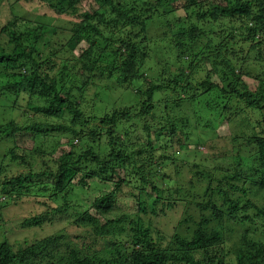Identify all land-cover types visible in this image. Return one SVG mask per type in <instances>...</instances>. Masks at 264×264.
<instances>
[{"label": "trees", "instance_id": "trees-1", "mask_svg": "<svg viewBox=\"0 0 264 264\" xmlns=\"http://www.w3.org/2000/svg\"><path fill=\"white\" fill-rule=\"evenodd\" d=\"M233 1L224 7L216 0H54L50 6L58 14H73L74 9L79 18L70 31L61 29L57 43L53 37L44 43L43 51L25 44L29 39L37 43L43 28L31 29L35 27L15 16L12 6L0 7L1 13L10 14L0 24V37L13 45L8 52L0 43V76H9L5 82L0 78V95L7 91L19 97L25 91V100L29 96L45 100L32 107L34 123L0 125V140L11 144L0 161V217L24 215V208L16 206L24 197L60 198L61 212L71 207L67 198L73 190L84 192L94 185L100 191L84 210L76 208L73 223L78 227L84 223L88 230L35 239L17 248L0 240V264H264V67L256 76L255 89L246 78L261 71L253 67L239 71L232 59L227 63L217 59L222 54L230 57L226 38L236 41L241 36L252 40L250 52L255 49L264 58V41L255 38L264 37V10L252 13L250 8L255 1L264 8V0ZM218 17L230 18L226 26H218L227 27L225 34L206 26L210 18ZM159 21V39L150 38L151 25ZM153 40L169 45L166 53L171 54L172 61L160 73L149 59ZM152 45V52L163 57L162 45ZM105 70L109 77L119 78L124 99L100 113V101L89 103L86 92ZM245 109L257 110L262 118L251 134L237 124ZM40 112L45 117H37ZM66 113L69 119L64 118ZM48 116L66 123L42 121ZM230 122L237 128L216 137L224 127H232ZM198 126L214 133L213 138L198 132ZM195 130L196 141L190 142ZM56 131L63 137L55 148L67 145L58 155L40 145L23 149L18 143L20 134L31 133L34 140L42 137L45 146L49 140L44 136ZM177 143L190 151L209 149L216 166L206 171L192 164L185 184L173 186L172 175L164 170L165 160L173 157L165 149ZM37 158L41 165L32 169ZM11 163L29 170L15 172ZM177 172L181 174V168ZM190 204L200 207L199 218L180 222L198 221L192 237L174 229L177 249L164 247L154 223L166 212ZM45 205L47 210L27 221L53 222L55 210L48 202ZM11 207H18L16 214L9 213ZM115 212L120 215L110 218ZM225 218L235 224L259 222L255 229L259 235L255 230L247 233L235 253L227 252Z\"/></svg>", "mask_w": 264, "mask_h": 264}, {"label": "rangeland", "instance_id": "rangeland-1", "mask_svg": "<svg viewBox=\"0 0 264 264\" xmlns=\"http://www.w3.org/2000/svg\"><path fill=\"white\" fill-rule=\"evenodd\" d=\"M218 5L222 6H228L231 7L232 3L234 2L233 0H216ZM230 1H233L230 3ZM54 0H0V7H4L8 9L9 7L12 6V9L14 11L15 16H18L19 18L23 19L25 21V24L28 26H32L35 28L31 29H40L41 27L44 30V35L41 37V39L36 43L34 40H28L25 42L26 45H32L36 44V48L40 51L45 50V45L44 43H47L50 41L53 37V40L55 43H57L58 38L61 37L59 32L61 31L62 28L68 32L70 31V28L72 26V22L75 21V19L79 18L77 16L75 10L73 9V14H70L71 12L63 13V14H58L57 9L54 7L52 8L50 4H52ZM80 11L84 9V6L80 5L79 6ZM252 9V13L259 12L260 10H264V8H260L259 3L257 1L253 2L252 5L250 6ZM1 8H0V24H3L6 22L7 18L10 17V14L6 13H1ZM264 13V11H263ZM232 18V17H231ZM230 18H217V19H209L208 23L206 26L214 27L215 32H219L221 34L226 33L227 27L219 28L218 26L220 24L227 25L226 23L229 22ZM242 20H238L240 23ZM255 22V21H254ZM41 25V26H40ZM161 25V21L158 23H154L151 25V30L149 33L150 38L151 37H159L158 35L161 34V30L159 27ZM26 33V32H25ZM229 33V31H228ZM59 34V35H58ZM237 34V33H236ZM240 34V33H238ZM58 35V36H57ZM245 35V34H243ZM257 40L264 41V37L261 35H257L255 37ZM33 39V38H31ZM60 39V38H59ZM159 39V38H158ZM220 39H225V37H222ZM9 39L5 36L0 37V43H4V46L6 51L11 52L13 50V45L9 44ZM154 41V43H152ZM151 41L152 44L158 43L162 45V52H163V57H161L158 54H155L152 52V50L155 49V47L151 44V54L150 55V62L153 61V65L155 66V70L160 73V69L164 66V64L168 61H172L169 59L170 55H167L166 51L169 47V45H163L162 40H153ZM165 41V40H164ZM249 41L252 40H246L245 36H241L240 38H237L236 41H231L225 39V42L228 44L227 48H230V57L227 55L225 56L224 54L219 55L217 59L219 62L224 63L231 61L234 63V66H236L239 71L242 69V67H253L254 70L256 71H261L264 67V58L259 55H256V50H252V52L249 51V46L250 44ZM148 42V41H146ZM147 45V44H146ZM110 48H107V51H109ZM172 50V49H171ZM232 50V51H231ZM184 58H187V56H184ZM254 59L255 62H252L251 59ZM105 59V57H104ZM162 59V60H160ZM60 62L62 63V59H60ZM215 62V59H213ZM252 64V66H251ZM231 65V64H230ZM186 71H189V69H186ZM261 72H252L250 77L252 78H246L248 81L249 85L253 88L254 85L256 86L255 89L258 88L259 85V80L256 78V76ZM109 70H105V75L100 76V78L97 80L95 84H92L91 88L87 90L86 95L87 100L89 103H92V100H99L100 102H97V106L100 107V113H103L104 111L112 110L114 107H118L123 103V89L121 86V83L118 82V77L115 75L113 77L108 76ZM201 76L198 75V78L200 79ZM0 78L5 82L8 81L9 76L6 74L4 77L1 74ZM255 78V79H254ZM264 79V77L262 78ZM219 81V79L217 80ZM9 93V94H8ZM28 94L25 93V91H22L20 96L18 97L15 92H7V91H2V94L0 95V125L3 123L15 121L19 124L22 125H29L34 123V114L36 113L34 109H32L33 106H40L45 103V100L40 97H31L27 98L26 100L23 97H27ZM211 98H215V96H211ZM25 100V101H24ZM223 105L227 103L228 101H221ZM204 103V100L203 102ZM220 104V106H222ZM237 104V103H235ZM241 107V105H238ZM254 113V114H253ZM89 115L92 113L88 112ZM99 114V113H98ZM206 115V114H205ZM239 120L235 123L239 125V129H245V133H253L251 131L252 126L258 125L259 120L262 121L261 115L257 110H249L245 109L242 114H240ZM37 117H45L43 116L42 112L37 113ZM65 119H69L68 114L66 113ZM64 118H53V117H46L42 119L44 122H51L53 124H65ZM150 119V118H149ZM232 124L231 122L229 125H231V128L224 127V131H218V136H224L230 133L233 128H237L236 124ZM68 124V123H67ZM261 124H264L262 121ZM260 125V124H259ZM261 126V125H260ZM198 126L197 131L202 134L205 133L207 134V139L208 138H213L214 133L209 134L206 132L203 127ZM229 127V126H228ZM196 130L192 133L191 132V141L194 142L196 141V135L197 132ZM145 134V133H144ZM33 135L30 134H20L18 138V143L21 148L23 149H32L36 145H40L42 149L46 150L48 153H53L56 152L55 154L58 155L59 148L67 149V145H62L55 148V146L58 145V142L60 139L63 137V133L56 131L55 134H52L51 137L44 136L49 140L46 145L44 146L43 144L40 143V140L42 137H37L36 140L32 137ZM77 140H74V143H76ZM11 144L7 141H1L0 140V161L3 158V155L6 153L7 148L10 147ZM243 145V144H240ZM158 147V146H157ZM249 148V147H248ZM195 149H192V151L187 150L185 148H182L179 143L173 146H168L165 149V154L170 155L173 157V159L165 160L168 161L166 166H164V170L167 173H170L173 177V179L170 181L173 186H180L185 184L184 180H187L189 178L187 172H189L191 165L192 164H198L200 166L199 169H205L206 171L208 170H213V167L216 166L214 163V158L211 157V152L209 149H205L203 146H201L200 151L201 154L197 151H193ZM242 153L246 154L247 149L246 147H242ZM161 154V149L158 150L157 155ZM246 157V156H245ZM228 161V160H227ZM39 163L38 158L35 161V166H32V169H39L37 164ZM39 165H41L39 163ZM12 169H14L15 172L19 171H27L29 170V167L26 166H18L16 163H11L9 165ZM178 168H181L182 173H178ZM110 186V185H108ZM187 187V186H184ZM96 188L94 185H92V189H87L84 192L80 191V189L73 190L72 195L67 198L68 203L71 205L69 209H66V211H61L58 212L57 208L60 207V205H64V201L60 198L57 200H50V198L46 196H41V197H36V196H28L24 197L23 200H20V202L16 205L19 206V204L24 208L21 211L25 212L24 215L22 216H13L11 218L7 217L6 219H2L0 217V240H8L11 243H14L16 245V248L21 246V245H26L27 243L33 242L35 239H41L45 238L48 236H53L55 234H63L68 233L71 236L79 234L81 229L83 231L88 230L87 225L83 223L81 227L76 226L74 221V217H77L76 215V208L78 206H81L83 210L87 206L88 203H91L96 196L100 194V191ZM167 194V192H166ZM175 196L176 193H173ZM49 203V205L55 210L52 215H54V221L53 222H46L44 224L38 225L34 224L33 221H30L27 219H32L35 215L42 213L41 211L47 210L49 206L45 205V203ZM42 203V204H41ZM200 207L195 206L193 204H190L185 207H180L178 209H175L174 211H168L166 212L165 215L160 216L154 224H156V231L159 232L158 234L162 237H164L162 245L167 248H170L172 250L177 249L178 244L175 243L174 237L172 235V232L174 229H178V231L186 237L187 239H190L193 235V231L196 227V222L195 220L190 221L189 223H181L180 221L183 220V218L186 217H196L199 218V209ZM1 209V208H0ZM18 211V207H11V211L9 213L16 214ZM1 213V211H0ZM209 214V211L206 212ZM120 214L114 213L111 214L109 217L114 218L119 216ZM4 220V221H3ZM223 227L225 226L226 228V235H225V247L227 249V252L230 251V253H234L239 249L242 245L241 239H244L247 236V233H256L257 227L260 223H255L251 224L249 222H243L235 224L233 221H229L227 218L223 220ZM187 226H190V231L187 233L185 232V229ZM155 229V227H154ZM180 229V230H179ZM256 229V230H255ZM255 230V231H254ZM254 231V232H253ZM259 235L258 233H256ZM157 236V233H156ZM86 242L91 241V238L85 239ZM104 244H101V246Z\"/></svg>", "mask_w": 264, "mask_h": 264}]
</instances>
